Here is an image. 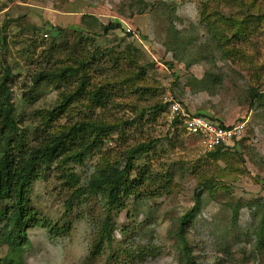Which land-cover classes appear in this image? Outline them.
Instances as JSON below:
<instances>
[{
	"label": "rangeland",
	"instance_id": "374dc122",
	"mask_svg": "<svg viewBox=\"0 0 264 264\" xmlns=\"http://www.w3.org/2000/svg\"><path fill=\"white\" fill-rule=\"evenodd\" d=\"M43 13L68 18L55 40L54 24L35 26ZM111 23L122 28L105 33ZM240 29L244 36H235ZM66 69L61 81L35 82L41 72ZM6 70L30 142L69 96L50 133L84 122L116 130L84 163H56L35 183L31 207L41 223L26 228L20 264L36 251L32 230L65 235L82 215L98 225L83 264H181L178 230L190 212L185 234L196 264H264V0H5L0 78ZM251 91L262 94L254 103ZM170 94L192 114L228 126L246 122L245 137L212 158L213 150L171 123ZM142 144H154L139 163L157 184L110 208L89 183L98 166L122 162ZM106 224L112 240L98 249ZM5 262L14 264L0 237Z\"/></svg>",
	"mask_w": 264,
	"mask_h": 264
},
{
	"label": "trees",
	"instance_id": "16d2710c",
	"mask_svg": "<svg viewBox=\"0 0 264 264\" xmlns=\"http://www.w3.org/2000/svg\"><path fill=\"white\" fill-rule=\"evenodd\" d=\"M121 28V23L102 26L105 33L118 31ZM51 31V36L55 40L63 32V29L54 27ZM238 31L234 35L240 37L242 30ZM217 36L220 37V34H217ZM242 36H244V32ZM70 71L66 69L63 74L41 72L36 76L35 82L39 85L61 81L64 76L68 77L70 75L68 74ZM11 76V71L6 70L0 78V228L2 230L0 237L2 244L9 249L13 263L20 264L19 255L24 242L28 240L26 228L41 223L37 212L31 207V194L35 183L39 182L56 163H60L58 165L62 169L70 163L77 165L84 163L86 158L92 156L97 149H100L98 145L101 143L102 138L116 130L112 126H100L84 122L73 126L69 130H62L56 136L54 133H50L54 127V119L63 113L66 103L70 105L73 102V96H69L64 98L60 108L55 109L49 115L48 122L45 124L46 129L42 131L44 134L30 142L27 134L21 132L19 123L16 120V109L9 89ZM100 95L101 92H97L95 96L98 99L97 102L102 101ZM261 95L260 92L251 91L252 102L257 101ZM198 115L205 117L201 114ZM210 120L216 121L212 118ZM173 124H177V122ZM223 126L227 125L223 124ZM246 133L247 130L233 144L214 149L210 152V156L216 159L223 156V154H230L228 151L234 149ZM153 146L154 144H142L129 151L122 162L116 161L113 166L109 163L105 167L98 166L89 183L91 192L101 194L107 199L110 208L114 209L123 208L125 200L136 197L139 191L144 190V192H147L149 188L157 184V180L140 163L145 160ZM70 176L76 178L75 173H71ZM202 182H204V186L197 193L196 209H200V197L203 190L209 189L206 186V182L209 181ZM168 188L169 184L164 186L165 190ZM192 216L193 213H187L180 221L178 231L180 233L179 243L182 245L181 264H196L190 249L189 239L185 234L189 229L188 225H190L189 221ZM112 229L107 224L103 227L102 235L99 238L100 242L97 246L98 249L106 237L111 243ZM97 247L93 251H96ZM91 255L95 257L97 252H92Z\"/></svg>",
	"mask_w": 264,
	"mask_h": 264
},
{
	"label": "clouds",
	"instance_id": "9594fccd",
	"mask_svg": "<svg viewBox=\"0 0 264 264\" xmlns=\"http://www.w3.org/2000/svg\"><path fill=\"white\" fill-rule=\"evenodd\" d=\"M32 231L36 251L30 257V264H83L93 246L98 225L90 216L82 215L65 235H51L42 228Z\"/></svg>",
	"mask_w": 264,
	"mask_h": 264
},
{
	"label": "built area",
	"instance_id": "2783aa9c",
	"mask_svg": "<svg viewBox=\"0 0 264 264\" xmlns=\"http://www.w3.org/2000/svg\"><path fill=\"white\" fill-rule=\"evenodd\" d=\"M4 4L5 0H0V15L3 13ZM44 37L49 38V35L45 34ZM166 101L169 106L171 123L180 124L190 136L198 138L208 150L233 144L245 132L246 122L223 126L217 121L190 113L171 94L167 96Z\"/></svg>",
	"mask_w": 264,
	"mask_h": 264
},
{
	"label": "crops",
	"instance_id": "0c3cea01",
	"mask_svg": "<svg viewBox=\"0 0 264 264\" xmlns=\"http://www.w3.org/2000/svg\"><path fill=\"white\" fill-rule=\"evenodd\" d=\"M59 14V13H58ZM48 15V17H47ZM70 19H72L71 17H69ZM55 21H54V20ZM68 18H64L63 16L60 17V15L58 16L56 13L55 14H48V13H43V18L39 17V21H36L34 22L35 23V26L38 27V28H41L43 27L44 23H50V26L54 24L55 28L58 27V28H62L63 26V23L67 22ZM69 19V20H70ZM54 28L51 26V29ZM198 115V114H197ZM236 125V124H235ZM246 130V128H245Z\"/></svg>",
	"mask_w": 264,
	"mask_h": 264
}]
</instances>
